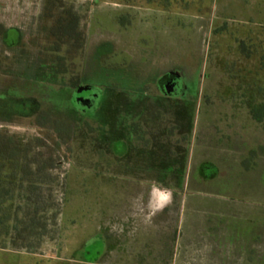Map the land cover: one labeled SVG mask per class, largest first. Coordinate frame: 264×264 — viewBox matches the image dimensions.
Masks as SVG:
<instances>
[{"label": "rangeland", "instance_id": "1", "mask_svg": "<svg viewBox=\"0 0 264 264\" xmlns=\"http://www.w3.org/2000/svg\"><path fill=\"white\" fill-rule=\"evenodd\" d=\"M110 1L131 6L114 11L126 25L98 19L85 53L66 54L64 75L27 72L10 90L0 80V132L57 160L61 202L56 238L37 252L0 245V264H184L187 255L201 264V243L233 251L234 235L254 230L258 256L242 264H264V0ZM111 40L125 53L109 52ZM54 47H41L44 63L61 54ZM171 71L180 79L167 88L179 92L158 91ZM88 84L85 104L75 91ZM200 171L210 178L197 184ZM151 176L182 198L154 222L143 211L136 220V178ZM124 233H139V258H105L107 241L115 249Z\"/></svg>", "mask_w": 264, "mask_h": 264}, {"label": "crops", "instance_id": "2", "mask_svg": "<svg viewBox=\"0 0 264 264\" xmlns=\"http://www.w3.org/2000/svg\"><path fill=\"white\" fill-rule=\"evenodd\" d=\"M62 1L65 5L71 6L80 17L79 26L86 33V40L87 32H89L94 23H97L98 19L107 18L112 20L114 25H118L119 14L117 12L114 13V11L125 10L131 7L129 4L114 3L110 0ZM45 2L46 0H0V80L4 81L3 88L6 90L11 89L9 82L13 81L17 76H23L27 72L29 75H33L34 79L42 75L55 74L48 64L41 62L39 59L41 47L53 41L52 35L48 30L44 29V26L52 24V21L44 16ZM88 42L89 40L86 41V46ZM105 47L111 53H125L124 49L120 46V41H106ZM124 65L125 63L118 64L114 70L120 73L125 68ZM166 74H176L180 77V73L177 71L163 73L157 79L158 85L162 76ZM87 86L92 88L90 84ZM158 91L161 92L160 86H158ZM239 155V160L242 161L247 156V152H240ZM206 163L209 166L212 162L202 161L199 169ZM240 164L242 165L241 162ZM200 174L203 178H201L200 182H196L197 184L206 182L205 178H210L206 174H203V171H200ZM164 178L155 176L136 178V184L141 186L142 193L138 196L137 211L130 214L132 218L135 217L138 220L140 212L142 213L143 211L146 218L154 222L156 215L160 216L162 214L158 212L165 209L167 205H176L180 201L182 196L178 195V186L167 185L164 182ZM168 178L171 179V176ZM240 213L244 214L243 211H240ZM127 219L128 221L123 224H131L132 221L130 220L131 222H129L130 217H127ZM157 225L161 227L160 223ZM152 226L154 227L155 224ZM255 232L256 230L250 232L247 238L243 237L244 239L238 235H234L236 244L233 251H226L224 247H221V244L217 243L218 241L215 242V239L213 242L208 240V243H201L202 248L199 246L200 248L198 249L200 251L196 253L197 259L201 264H242V261L246 258L258 256L255 250ZM140 241L139 233L136 235H126L124 233L115 249L107 241L108 244H105L104 256L106 258L112 252L113 254L111 255L121 257L122 259L131 255L137 260L141 255L139 253L140 249H137ZM130 245L135 246L133 251L130 250ZM260 255H264V253ZM187 256L184 259V264H188L190 261V256ZM104 264L115 263L110 260L104 262Z\"/></svg>", "mask_w": 264, "mask_h": 264}, {"label": "trees", "instance_id": "3", "mask_svg": "<svg viewBox=\"0 0 264 264\" xmlns=\"http://www.w3.org/2000/svg\"><path fill=\"white\" fill-rule=\"evenodd\" d=\"M44 16L52 21L44 29L53 37L54 50L61 53L49 66L55 74H65L70 64L66 54L81 57L85 53L80 17L62 0H46ZM119 21L126 25V17ZM39 59L43 62L42 54ZM49 121L53 127L68 128L51 116ZM30 151L21 148L14 135L0 132V245L37 252L59 233L61 202L54 187L59 176L52 172L58 168L57 160L52 156L43 159L40 151L30 156Z\"/></svg>", "mask_w": 264, "mask_h": 264}, {"label": "flooded vegetation", "instance_id": "4", "mask_svg": "<svg viewBox=\"0 0 264 264\" xmlns=\"http://www.w3.org/2000/svg\"><path fill=\"white\" fill-rule=\"evenodd\" d=\"M174 78H179L180 77L176 74H166L164 76H162V78L160 79V83L159 86L161 87V91L164 93H171V92H179V86H172L170 88H167L168 83L171 82V80H173ZM78 91L80 90V92L75 91L76 92V97L77 98H81L80 100L83 101L85 104H88L91 96L94 95L93 93L90 92L91 87L87 86V85H80L76 88ZM86 91L87 94L83 95L82 93Z\"/></svg>", "mask_w": 264, "mask_h": 264}]
</instances>
